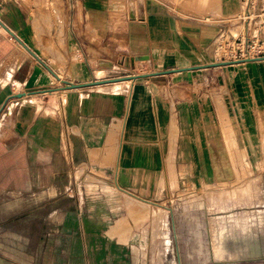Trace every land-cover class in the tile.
I'll list each match as a JSON object with an SVG mask.
<instances>
[{
	"label": "crops",
	"instance_id": "crops-1",
	"mask_svg": "<svg viewBox=\"0 0 264 264\" xmlns=\"http://www.w3.org/2000/svg\"><path fill=\"white\" fill-rule=\"evenodd\" d=\"M74 4L65 36L82 57L60 68L51 63L64 56L59 24L38 27L21 0H0V20L61 79L158 74L34 94L64 84L0 23V195L69 192L92 175L147 200L164 175L190 188L228 176L235 160L264 162V60L181 70L217 63L226 20L264 15V0ZM80 12L95 39L76 28Z\"/></svg>",
	"mask_w": 264,
	"mask_h": 264
},
{
	"label": "rangeland",
	"instance_id": "rangeland-1",
	"mask_svg": "<svg viewBox=\"0 0 264 264\" xmlns=\"http://www.w3.org/2000/svg\"><path fill=\"white\" fill-rule=\"evenodd\" d=\"M21 1L38 27L61 26L56 40L64 56L58 52L53 66L81 59L76 45L73 53L67 48L69 0ZM75 24L80 32L86 24V34L95 39L81 12ZM106 63L102 70L115 68ZM234 168L190 188L180 187L173 174L164 175L147 200L92 175L69 192L59 186L47 194H1L0 264H264V255L234 263L212 257L222 230L224 247L234 256L237 246L247 252L249 240L264 248V162L238 168L235 160Z\"/></svg>",
	"mask_w": 264,
	"mask_h": 264
},
{
	"label": "built area",
	"instance_id": "built-area-1",
	"mask_svg": "<svg viewBox=\"0 0 264 264\" xmlns=\"http://www.w3.org/2000/svg\"><path fill=\"white\" fill-rule=\"evenodd\" d=\"M69 2L74 9V0ZM215 55L217 63L264 57V15L246 9L228 18L217 35Z\"/></svg>",
	"mask_w": 264,
	"mask_h": 264
},
{
	"label": "water",
	"instance_id": "water-1",
	"mask_svg": "<svg viewBox=\"0 0 264 264\" xmlns=\"http://www.w3.org/2000/svg\"><path fill=\"white\" fill-rule=\"evenodd\" d=\"M0 23L9 33H11L13 36H15L17 38V40H19L20 43H22L31 53H33L35 55V57H37L53 73V75L58 80H60L61 83L64 84L63 87L52 88V89L43 90V91H37V92H34V94L50 93V92L61 90V89H72V88H81V87H86V86L101 85V84H107V83L118 82V81H123V80H135V79H138L140 77H148V76L153 75V74H158V73H152V74L134 75V76H126V77H117V78H110V79H103V80H94V81H89V82H85V83H73V82L61 79L46 63H44L32 50H30V48L27 45H25V43L22 40H20L1 20H0ZM145 59H147V57L139 58V60H145ZM261 60H264V57L257 58V59L233 61V62L224 61V62H220V63L208 64L206 66H194V67L185 68V69H181V70L196 69V68H202V67H218V66H226V65L237 64V63H242V62H247V61H261ZM174 71H178V70L164 71L163 73L174 72ZM26 94L27 93L16 94L13 97L14 98H22Z\"/></svg>",
	"mask_w": 264,
	"mask_h": 264
},
{
	"label": "bare ground",
	"instance_id": "bare-ground-1",
	"mask_svg": "<svg viewBox=\"0 0 264 264\" xmlns=\"http://www.w3.org/2000/svg\"><path fill=\"white\" fill-rule=\"evenodd\" d=\"M132 6V5H131ZM195 203V202H194ZM194 205V204H193ZM204 208V207H203ZM207 208V207H206ZM191 209V208H190ZM198 209V208H197ZM196 210V209H195ZM200 211V210H199ZM203 212V211H202ZM207 213V212H206ZM205 213V214H206ZM203 215V214H202ZM191 219V218H190ZM208 220V218H207ZM211 223H213L212 219ZM201 223V222H200ZM211 229V228H210ZM212 231V230H210ZM217 231V230H216ZM208 233V232H207ZM190 236V235H189ZM220 242H216L213 245V249H212V257L217 259V260H223L224 262H237L240 261V259L245 257H259V255H264V248L260 245V243L257 242H253L252 240H249L247 242V247L248 250L247 252H243L241 250H239V246H237V248H235V250H237L238 252H236V256L232 255L230 251H228V249L226 247H224V241H225V237H224V231H220ZM208 238H210V236H208ZM207 239V238H206ZM208 240V239H207ZM212 240V239H211ZM207 243V242H206ZM212 247V246H211ZM247 259V258H246ZM248 260V259H247ZM262 261V260H261ZM213 262V261H212ZM220 262V261H218ZM258 263V262H257Z\"/></svg>",
	"mask_w": 264,
	"mask_h": 264
}]
</instances>
